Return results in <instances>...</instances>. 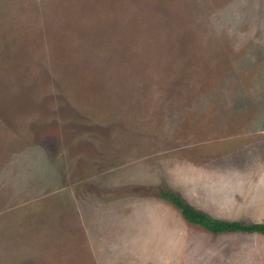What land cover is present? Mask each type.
<instances>
[{
  "label": "rangeland",
  "instance_id": "374dc122",
  "mask_svg": "<svg viewBox=\"0 0 264 264\" xmlns=\"http://www.w3.org/2000/svg\"><path fill=\"white\" fill-rule=\"evenodd\" d=\"M161 189L257 219L264 0H0V264H264Z\"/></svg>",
  "mask_w": 264,
  "mask_h": 264
},
{
  "label": "trees",
  "instance_id": "16d2710c",
  "mask_svg": "<svg viewBox=\"0 0 264 264\" xmlns=\"http://www.w3.org/2000/svg\"><path fill=\"white\" fill-rule=\"evenodd\" d=\"M160 196L170 200L181 211L183 218L187 222L213 234L243 232L264 235V223L245 224L240 221L216 219L210 214L195 208L179 194L171 190L161 189Z\"/></svg>",
  "mask_w": 264,
  "mask_h": 264
},
{
  "label": "crops",
  "instance_id": "0c3cea01",
  "mask_svg": "<svg viewBox=\"0 0 264 264\" xmlns=\"http://www.w3.org/2000/svg\"><path fill=\"white\" fill-rule=\"evenodd\" d=\"M216 178H218V177H213L211 180L212 181H217L218 179H216ZM220 180V179H219ZM225 180V179H224ZM179 194V193H178ZM185 201H187L188 203H190L191 205H192V203L190 202V200L188 199V200H186L181 194H179ZM229 203H230V201H227L226 202V205H229ZM193 206V205H192ZM195 207V206H194ZM196 208V207H195ZM257 208V210H255L254 211V217L255 218H257V219H253L252 221H250V220H247V219H240V220H237V219H234V220H232V219H227V218H225V217H220V216H218V215H216L215 213H214V211H212V209L210 210V209H199V208H197V209H199V210H201V211H203V212H206V213H208V214H210L212 217H214V218H216V219H221V220H227V221H240V222H243V223H245V224H252V223H264V204L262 205V208L261 207H256ZM261 214H263V215H261ZM250 216V215H249ZM251 217V216H250ZM259 217H262L263 219H260ZM237 233H239V234H245V235H241V236H250L249 234H257V236L259 237V236H262L261 238L264 240V235H262V234H259V233H243V232H237ZM236 239H238V238H236ZM235 240V239H234ZM254 250L253 251V256H258L259 258H261V260L263 259V257H264V249L262 248H257V247H251L249 250ZM248 254H250V253H248Z\"/></svg>",
  "mask_w": 264,
  "mask_h": 264
}]
</instances>
